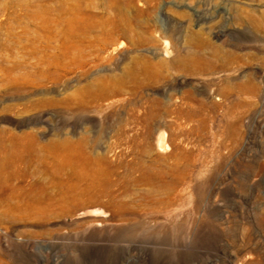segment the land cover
<instances>
[{
    "label": "rangeland",
    "instance_id": "rangeland-1",
    "mask_svg": "<svg viewBox=\"0 0 264 264\" xmlns=\"http://www.w3.org/2000/svg\"><path fill=\"white\" fill-rule=\"evenodd\" d=\"M0 264H264V0H0Z\"/></svg>",
    "mask_w": 264,
    "mask_h": 264
},
{
    "label": "bare ground",
    "instance_id": "bare-ground-1",
    "mask_svg": "<svg viewBox=\"0 0 264 264\" xmlns=\"http://www.w3.org/2000/svg\"><path fill=\"white\" fill-rule=\"evenodd\" d=\"M156 147L161 152H164V151L167 150V146H166L165 141H164V134H163L162 131L159 132L157 137H156ZM9 199L12 200V197H10ZM15 204L21 210H23V209L26 210L28 208V205L26 203H21V201L20 202H16ZM10 208H11V206H9V209L7 210L8 214H11ZM99 215H102V211L92 210V211H85L83 213V216H99Z\"/></svg>",
    "mask_w": 264,
    "mask_h": 264
}]
</instances>
